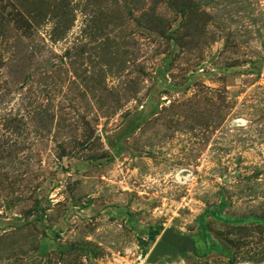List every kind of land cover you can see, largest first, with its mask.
Masks as SVG:
<instances>
[{
	"label": "rangeland",
	"instance_id": "rangeland-1",
	"mask_svg": "<svg viewBox=\"0 0 264 264\" xmlns=\"http://www.w3.org/2000/svg\"><path fill=\"white\" fill-rule=\"evenodd\" d=\"M0 264H264V0H0Z\"/></svg>",
	"mask_w": 264,
	"mask_h": 264
},
{
	"label": "water",
	"instance_id": "water-1",
	"mask_svg": "<svg viewBox=\"0 0 264 264\" xmlns=\"http://www.w3.org/2000/svg\"><path fill=\"white\" fill-rule=\"evenodd\" d=\"M191 243L193 250L196 251V246L193 240L187 239V238H181L178 235H176L172 230H167L163 236L161 237V242L155 249V253L152 256V259L150 261L155 262L157 261V255H164L168 254L169 252H172L174 254L178 253H185L187 252L188 244ZM179 245L181 247H179ZM168 246H171L172 249H169Z\"/></svg>",
	"mask_w": 264,
	"mask_h": 264
},
{
	"label": "trees",
	"instance_id": "trees-1",
	"mask_svg": "<svg viewBox=\"0 0 264 264\" xmlns=\"http://www.w3.org/2000/svg\"><path fill=\"white\" fill-rule=\"evenodd\" d=\"M212 249H213V248H212ZM210 251H211V250H210ZM210 251H209V252H210ZM209 252H206V253H204L203 255H206V254H208Z\"/></svg>",
	"mask_w": 264,
	"mask_h": 264
}]
</instances>
